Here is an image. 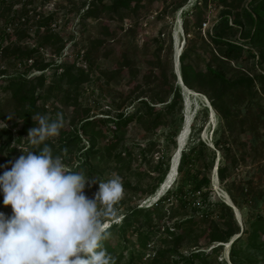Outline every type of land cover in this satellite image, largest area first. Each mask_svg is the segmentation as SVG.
Returning <instances> with one entry per match:
<instances>
[{
	"label": "rangeland",
	"instance_id": "obj_1",
	"mask_svg": "<svg viewBox=\"0 0 264 264\" xmlns=\"http://www.w3.org/2000/svg\"><path fill=\"white\" fill-rule=\"evenodd\" d=\"M90 1L6 0V5H12L9 15L0 9V31L4 29V32L9 34L15 29L24 31L18 44L23 49H34V54L29 59L5 60L1 52L4 41L0 42V71L3 72L0 76V149L3 147L0 151V174L10 170L12 163L23 154L22 151L26 154L27 151L38 147L31 145L26 137L29 129L38 127L40 115H46L50 120H54L57 114H62L61 130L65 131L72 121L77 123L84 115L91 118H106L115 116L118 112L131 114L137 105L134 99L138 92L132 91L137 84L139 92L140 90L143 92L144 99L151 105L158 100L170 101L173 96L168 95L165 89L154 81L155 76L160 73L155 67L156 58L159 57L160 65L166 69V81L180 91L181 104H176L172 114L173 120L179 125L178 134L195 116L190 136H187L186 128L185 133H181L179 138L176 137L175 147L171 146L166 151L165 120L160 118V123L155 128L152 125L153 117L143 119L139 125L131 124L115 150L106 153L100 148L101 145H96L99 153L91 161L93 164L91 177L86 176V167L79 171L89 177L90 181H95L91 186L86 184L85 195L92 198L98 189L99 181L106 182L114 175H119L124 195L115 206V219L105 221L107 225L119 223L130 209L148 208L154 203L148 202L150 199L148 193L157 185V173H154V168L158 159L163 157L164 161L169 160L170 169L181 137L183 142L181 151L185 152L193 141L199 140L201 142L199 148L203 153L194 170L200 172V177L206 176L209 179V187L203 190L206 192V202L211 206L223 204L229 207L237 233L226 243L208 244L204 236L211 232V220H216L217 216L223 214L221 205L212 207L213 216L210 220H205L200 214L188 209L183 210L177 204L173 207L168 205L162 210L161 218L152 217L150 224L142 229L143 235L149 239L147 247H141L138 240L140 234L137 230H127L122 241L121 264H129L130 254L135 258L132 264H152V259L158 251L173 250L178 257L191 252L209 253L214 247L220 248V252L216 256H211V264L221 261L231 264L229 254L232 244L235 242V248L245 247L249 226L258 215L264 219V85L256 81L258 74H264V63H258L257 57L244 59L232 55L224 58L221 54L222 49L213 45L210 36L218 32L219 15L225 10L217 0H207L206 7L201 8L200 13L189 16L188 32L183 26V13L195 4L200 5L199 0H143L135 11L110 13L98 7L94 16L84 17L83 12ZM184 1L183 6L177 7V4ZM110 3L111 0H105V4ZM227 10L231 13L229 25H232L236 18V9ZM40 22H45L46 25L39 26ZM50 31L62 39L60 55L53 54L50 46L40 45V38L50 34ZM242 36L243 32L233 27V31L226 33L223 38L228 42H238ZM178 46L181 52L187 50L190 53L187 62L199 71L204 72L209 66L215 71L222 72L230 81L253 78L254 82L249 87L226 91L221 105L228 110V125L224 123L209 99V95L215 96L212 90L204 85L203 88L194 86L192 89H184L178 85V76L180 77L178 57L177 61L175 60ZM253 52L257 56L256 49H253ZM85 53L93 62L90 69L85 61ZM126 62L132 70L133 77L129 76V69L126 66L122 68L120 75L111 77L107 74L111 78L108 83L105 77L100 76L101 71H114ZM40 63L48 64L43 72L33 67ZM61 63L75 64V68L87 73L90 70L89 78L78 88L70 89L66 81L59 79L60 70H57L56 76L54 75L56 67ZM40 74L44 77L43 84L39 86L33 82L32 85L41 99L36 104V112L26 130L19 135L24 128L22 121L24 108L18 105L4 88L10 77L21 75L27 80H32ZM144 75L148 77V85L145 84ZM67 91L70 96L65 100L63 96ZM190 92L199 95L190 96ZM153 105L159 109L164 106L162 103ZM95 130L106 131L107 128ZM59 138L60 134L49 138L45 143L50 146L54 156H60L65 165L73 169L81 162V151L89 146V136H82L80 144L70 148L62 147ZM6 142H9V147H5ZM218 143L219 148L216 146ZM117 154H120L119 158H116ZM232 158L236 160L235 164H231ZM224 165L227 166L228 174L221 182L217 173ZM180 179L181 174L178 173L171 186L174 187ZM2 199L0 194V212L8 217L12 214L11 206L3 205ZM192 200L195 204L202 202L198 195ZM172 215L174 217L171 219ZM185 217L194 218L196 223L189 229L190 235L175 245L172 241L173 236L178 235L179 230L172 229L174 235L170 236L165 229ZM109 237L112 241H118L114 231ZM171 260L170 256L166 255L159 259V263Z\"/></svg>",
	"mask_w": 264,
	"mask_h": 264
},
{
	"label": "trees",
	"instance_id": "obj_2",
	"mask_svg": "<svg viewBox=\"0 0 264 264\" xmlns=\"http://www.w3.org/2000/svg\"><path fill=\"white\" fill-rule=\"evenodd\" d=\"M143 0H111L110 5L105 4V0H91L87 9L83 12L84 17L94 16L98 7L101 10L106 12L116 13L118 11H135L137 10ZM166 1V0H163ZM200 5L195 4L183 13L184 21L183 26L186 32L189 28V16L196 15L200 13L201 8H205L207 5V0H199ZM221 7H224L219 15L218 20V32L213 36H210V39L217 48L222 49L221 54L224 58L234 56H240L244 59L247 58H256L257 62L260 64L264 63V0H217ZM185 4V1L177 4V7H181ZM12 5H6V0H0V9L4 11L7 15L11 11ZM228 8L236 9V18L233 20L232 25H229V18L231 13ZM196 25V23H194ZM46 25L45 22H40L39 26ZM233 27H236L241 32H243L242 38L238 42H228L223 38L226 33L233 31ZM245 32V33H244ZM24 31H19L17 29L13 30L11 34L0 31V42L4 41V46L1 48L3 58L5 60H22L29 59L34 54V49L27 50L23 49L19 44L18 40L24 35ZM8 38V41H6ZM18 38V39H17ZM15 39V40H12ZM6 42V43H5ZM40 45L50 46L53 50V54L60 55L62 50V39L58 34L52 33L45 34L40 38ZM253 49H256L257 56L253 52ZM190 57V53L187 50L182 51L179 55V69H180V78L182 84L189 89H192L194 86L198 88H203L207 86L215 96H210L209 99L212 101L214 108L218 111L224 123L228 125V110L223 105L221 101L225 98L226 91H233L238 88L249 87L253 84V78L238 79L230 81L225 78L222 72L215 71L207 66L204 72L197 70L190 63L187 62V59ZM156 68L160 70V73L155 76V80L158 85L165 89L168 95H172L170 101L158 100L157 103L147 102L143 92L138 90L139 85L137 84L132 90L134 93L138 92L134 101H136V108L131 114L125 112H118L115 116L106 118L96 117L91 118L86 115L82 116L77 123L72 121L68 126V129L61 130L60 132V143L64 148H70L76 144H80L82 136H89L88 147L81 151L82 157L80 158L81 162H78L77 165L70 170L79 172L83 167L87 168V175L91 177L93 174V164L91 163L94 160L95 155L99 153V150L96 149V145H101V149L104 152L109 153L115 150L120 142L121 137L125 134V130L131 124H140L143 119L153 117L152 125L157 127L160 123V118L166 122V135L165 140V150L168 151L169 147H175V139L179 133V125L176 120H173L172 114L176 104H181L180 91L177 88H174L172 84L166 81V74L164 69L160 64L159 57L156 58ZM85 61L88 64V67L93 65V62L90 61L88 54L85 53ZM53 65V63H52ZM48 64H36L34 69L37 71L43 72ZM129 65H122L120 68L114 71H101L100 76L105 77L106 82H109L110 77L107 74H110L111 77L114 75H120L122 68ZM57 70H60L58 75L59 79L66 81V84L70 89H76L79 85L86 81L89 78L90 70L87 72L82 71L80 68H75V64H59L55 69V76L57 75ZM3 72L0 71V76ZM129 76L133 75L132 70H128ZM172 75V74H171ZM133 77V76H131ZM162 77V79H161ZM173 77V75H172ZM145 84L148 85V77L143 76ZM44 77L42 74L38 75L32 80H27L21 75L10 77L7 80V85L4 90L8 91L11 95V98L15 102L24 108L22 114V121L24 123V128L19 132V135L23 134L26 130V127L30 123L31 117L36 112V104L41 99L39 94L35 93V87L32 85L33 82L41 86L43 84ZM256 81L264 85V74H258L256 76ZM140 89V88H139ZM132 92V93H133ZM63 96L65 100L69 99L70 94L65 92ZM218 101V105H217ZM164 104L162 108H158L153 104ZM221 105V106H220ZM206 109L205 107L203 108ZM107 128V130H95V128ZM73 128V130H69ZM19 141V140H18ZM194 143L190 148L185 152L182 150L180 161L177 167V174H181V179L174 187L170 186L166 192L161 195L156 202L150 205L148 208H132L126 214H124L119 223H112L109 225L108 231L111 233L114 231L118 241H112L110 237L103 241V246L116 260V264H121L123 259V244L126 232L128 229H135L139 232L138 240L141 247L145 248L148 245V237L143 235L142 229H145L147 224H150L152 217L161 218L162 210L165 206L170 205L173 207L174 204H177L178 207L185 210L188 209L195 214H200L201 218L205 220H210L213 216L212 207H218L221 205L223 214L217 216L216 220H211V232L208 236H204L208 244L214 242L226 243L235 233H237V227L233 220V216L230 212V208L220 204L213 205L209 202H206V192L203 190L209 187V179L206 176L200 177V172L195 171L196 163L200 159L203 150L199 148L201 142L199 140L193 141ZM220 143L216 144L219 148ZM9 142L5 143V147H9ZM38 146L33 151L39 150ZM3 147L0 149V151ZM14 151V150H12ZM183 153V154H182ZM185 153V154H184ZM120 154L116 155V158H119ZM236 160L232 158L231 164H235ZM169 169V160L164 161L163 157L159 158L156 166L154 168V173H157V185L156 187L148 193V196L151 197L154 195L158 187L163 183ZM218 179L222 182L225 180L228 174L227 166H222L218 169ZM173 185V184H172ZM199 196L202 200L201 204H195V201L192 198ZM203 206V207H202ZM173 212V210H171ZM228 216V217H227ZM174 217L172 215L171 219ZM228 219H227V218ZM194 218H183L179 222H174L171 227L166 228V233L170 236H173L172 229L179 230V234L173 236V243L175 245L179 244L185 237L190 235V228L195 224ZM241 237V235H240ZM239 237V238H240ZM238 238V239H239ZM237 239V240H238ZM232 249L229 254V259L231 264H264V219L259 215L249 226V232L246 239L245 247H236L235 242L232 244ZM220 247V246H219ZM220 252V248L214 247L210 249V252H191L186 256L180 255L176 257V252L173 250H163L158 251L152 259V264H211V256H216ZM169 255L172 259L170 262L166 261L159 263V259ZM178 258V259H177ZM177 259V260H175ZM135 258L132 254L129 255V264L134 262ZM216 264H225V262H219Z\"/></svg>",
	"mask_w": 264,
	"mask_h": 264
},
{
	"label": "clouds",
	"instance_id": "obj_3",
	"mask_svg": "<svg viewBox=\"0 0 264 264\" xmlns=\"http://www.w3.org/2000/svg\"><path fill=\"white\" fill-rule=\"evenodd\" d=\"M194 119L178 138L186 128L190 136ZM37 122L26 138L42 147L22 151L0 174L2 203L12 212L8 217L0 212V264H116L103 241L110 236L105 221L115 219L124 195L121 177L99 181L93 197H87L86 184L95 181L70 170L45 143L59 136L62 114L54 120L40 115Z\"/></svg>",
	"mask_w": 264,
	"mask_h": 264
},
{
	"label": "bare ground",
	"instance_id": "obj_4",
	"mask_svg": "<svg viewBox=\"0 0 264 264\" xmlns=\"http://www.w3.org/2000/svg\"><path fill=\"white\" fill-rule=\"evenodd\" d=\"M180 53H181V49H180V46H178V47H176V52H175V60L176 61H177V57H179ZM178 85L184 89L186 88L182 84L181 78L179 76H178ZM189 95L190 96H198L199 94H197L196 92H190ZM183 133H185V130L183 131ZM182 146H183V142H182V137H181V139L179 140L178 150L176 148L175 152H174V157L172 159V166L169 169L163 183L158 187V189L156 190L154 195L150 197V199L148 201L149 203L154 202L157 198H159L163 194V192L166 189H168L173 184V182L175 181V178L177 177V166L179 164L180 152H181Z\"/></svg>",
	"mask_w": 264,
	"mask_h": 264
}]
</instances>
